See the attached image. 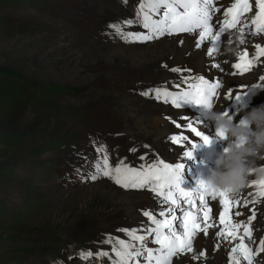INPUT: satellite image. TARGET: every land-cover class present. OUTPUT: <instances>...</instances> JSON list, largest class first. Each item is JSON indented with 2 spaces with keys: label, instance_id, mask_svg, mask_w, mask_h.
<instances>
[{
  "label": "rangeland",
  "instance_id": "374dc122",
  "mask_svg": "<svg viewBox=\"0 0 264 264\" xmlns=\"http://www.w3.org/2000/svg\"><path fill=\"white\" fill-rule=\"evenodd\" d=\"M115 4V0L0 1V17L11 21L0 25V67L28 76L44 93L42 100L23 102L34 95L24 86L27 95L16 96L5 120L20 137L9 148L13 163L7 181L0 182V264H87L80 262L79 253L118 235L98 219L113 214L110 210L121 206L117 198L126 193L114 194L113 200L92 188L97 185L88 178L94 173L93 163L104 155L93 146H105L108 156L132 167L155 162L152 157L140 159L146 153L140 152L139 136L122 133L131 125V119L122 116V95L138 96L154 105L140 94L148 89L133 92L143 88L146 80L125 75L114 66L110 69L116 77L110 78V69L79 62L87 52L97 54L99 47L107 45L110 33L105 22L113 21L106 20L101 9ZM9 23L11 28L4 31ZM114 36L113 32V40ZM9 50L15 59L12 63L4 56ZM51 85L59 91L45 92ZM64 85L74 91L61 90ZM133 101L150 106L140 99ZM170 136L165 137L167 143ZM132 148L137 150L129 151ZM165 150L166 143L163 151L170 153ZM178 152L175 147L171 153ZM261 165L264 160H257L256 166ZM252 177L259 180L260 174L252 172ZM88 262L96 264L94 256Z\"/></svg>",
  "mask_w": 264,
  "mask_h": 264
},
{
  "label": "snow or ice",
  "instance_id": "6c2138e0",
  "mask_svg": "<svg viewBox=\"0 0 264 264\" xmlns=\"http://www.w3.org/2000/svg\"><path fill=\"white\" fill-rule=\"evenodd\" d=\"M126 6L128 0H122ZM220 13V16H217ZM254 13L253 15H249ZM214 17L216 19L214 20ZM222 17V18H221ZM140 24L145 32L133 33L124 31L125 26ZM217 30H213V27ZM108 27L114 30V34L125 42H147L159 40L162 37H174L179 34H193L198 32L195 41L197 49L202 48L205 42L210 46L206 55L210 58L207 70H218L226 73L228 70L223 67L227 60H220L224 55L222 45L227 44L229 39H234L236 47L235 62L231 64V75H243L249 72L259 63H264V46L257 42L253 45V38L264 34V0H232L228 6H224L221 0H140L137 7L136 18H129L124 21L110 23ZM235 34V36H234ZM227 36V40L222 37ZM179 43L183 44L181 37ZM254 47L251 51L248 47ZM242 49V50H241ZM167 67V65H165ZM172 72L181 73V84H176L178 91H169L165 87H155L140 93L145 97L155 98L173 107L187 109L188 106H197L201 109L211 108L221 97V89L224 86V76L221 75L213 81H209L204 75H183L189 71L185 67H173ZM264 81V76L259 78ZM167 83V82H166ZM244 87V86H241ZM264 87L256 84L245 91H238L233 96L232 89L223 94V100H240L248 92ZM225 113L234 117L226 109ZM187 121L181 125L173 120L175 127L182 129L178 134L171 135L168 139L175 145H182L189 141V136L184 134L183 129L189 130L200 143L208 145L211 137L200 130L202 121L198 118L181 117ZM247 126L246 122H243ZM215 135L219 139L227 138L222 131L215 128ZM238 142H243L242 139ZM199 143H191V147H198ZM145 147H148L145 145ZM97 151L104 153L100 159L93 163L94 173L89 179L95 181L106 177L123 189L148 190L155 194L159 204L168 205L167 208L156 213L155 209L145 210L143 216L147 222L141 221L139 228L119 229L128 237V240L118 239L109 236L102 241L105 244H112L111 254L109 251H97L95 254L89 250L79 253L80 258L89 260L95 255L97 258L105 257L111 264H173V258L179 262L183 259L199 261L209 259L204 250L199 249V243L205 237L210 236V229L218 228L211 234L212 239L227 241L234 244L229 253V264H254L255 257L264 253V238L260 240L255 251L251 245L253 240V221L257 219L255 205L260 204L264 198V176L259 180H249L245 185L252 189L247 196H242L243 188L237 192H228L221 189H213L205 196L199 179L196 186L186 188L182 186L183 164H169L163 160H156L151 164H141L138 168L132 167L121 159L115 166L109 162L106 154V147L100 146ZM135 152L136 149H129ZM192 151L184 152V156L192 158ZM146 156H141L144 160ZM250 173H252L250 171ZM219 198L222 210L219 218L213 221L211 201ZM197 203L199 206H197ZM250 215L240 211V208H248ZM205 209L207 210L205 212ZM179 211L180 215H177ZM155 213V214H154ZM247 216L246 220L237 221L236 217ZM159 217V218H158ZM259 230V229H257ZM247 241V242H246ZM158 245L157 248L149 247V244ZM220 243L217 242L215 249L219 250ZM72 259V257H69ZM57 264H63L58 261Z\"/></svg>",
  "mask_w": 264,
  "mask_h": 264
},
{
  "label": "bare ground",
  "instance_id": "6f19581e",
  "mask_svg": "<svg viewBox=\"0 0 264 264\" xmlns=\"http://www.w3.org/2000/svg\"><path fill=\"white\" fill-rule=\"evenodd\" d=\"M115 1L117 2V4H115L114 6L107 8L104 7V9H101V11L105 15L106 20L116 22L124 21L129 18H136L137 7L139 6L140 0H128L126 6L122 3V0ZM231 2L232 0H221V3L224 6H228ZM253 14L254 13H250L249 15ZM220 15V13H217V16ZM215 19L216 17H214V20ZM110 23L111 22H105V24L107 25H109ZM213 30H217L215 25L213 27ZM124 31L141 33L145 32L146 30L137 23L131 26H125ZM113 32L114 30L109 27V41L107 42V45L103 44V47H99V53L94 54L91 52H87L88 55H84L85 57L82 58L79 62L87 63L90 66L94 65L93 68L104 70L110 69L111 66H114L116 68H119L121 71H126L125 75H132L133 77H137V79L146 80V82L142 85L143 88L133 89L134 93H137L140 89L146 90L152 87L155 88L157 87L156 84H160V87L166 86L169 91H178V89L175 87L176 84H181V87H186L180 81L181 73L172 72L169 69L173 67L183 68L187 66V69H190V72L184 71L182 74L185 76L189 74L204 75L207 79H209L210 82L221 75L224 76V86L220 90L222 95L221 97L217 98L215 107L219 111H225L227 109L230 114L235 113L234 119L236 122L240 121L241 116L243 115L245 110L250 109L253 106L255 107L260 102L264 101V87H261L260 90L254 89L253 91L248 92L246 95H243L240 100H223V94L226 93L229 89H232V93L234 96L236 92L248 90L256 84L264 85V81H261L259 79L261 76H264V63L257 64L251 71L246 72L243 75L233 76L231 75V64L235 62L236 56L233 53H224V55L220 56L219 59L228 61L227 64L223 65V67L228 71L226 73H220L218 70L212 69L209 72L207 70V65L210 58L206 55V52L210 44L208 42H205V45L202 48L197 49L195 47V41L198 38V32L193 34L182 33L179 34L178 37L165 36L160 38L159 40L147 42H125L119 36H114L113 40ZM181 37L184 39L183 44L179 43V39ZM222 39L227 40V36L225 35L224 37H222ZM257 42L261 43L262 46H264V34H262L260 37L253 38V45ZM225 46L226 44L222 45L223 52ZM232 47L236 49L234 44L232 45ZM248 47L251 51H254V47H252L251 45H249ZM165 65H167V67H165ZM109 71L111 73L112 69H110ZM153 72L155 73V75H153ZM118 74H120V72ZM112 76L116 77L114 71H112V74L109 77L111 78ZM151 80L154 81L151 82ZM130 87L135 88V86L132 85ZM259 95L262 96L260 97ZM122 97L123 99H125L123 100L125 101V107H123L122 116L129 117L131 119V125L128 126L127 130L122 128V133L131 134L135 137L139 136L138 138L143 143L142 145L139 143L141 149L140 152L146 153L145 156L152 157V159L155 161L159 159L163 160L165 163L173 165L183 164L184 171L182 183H190L188 177V173L190 172V170L199 168L204 170L207 174L208 168L214 166L208 164L204 160L196 158L197 156L201 157L203 154H209V151L216 156L218 152L226 147L227 143L231 139L229 137L225 139L217 138L215 135V126L211 122L203 119V117L200 115V108L197 106H188L187 109H178L173 107L170 103L165 104L164 102L151 97H147L146 99H150L154 103V105L149 104L147 101L139 98L138 96L122 95ZM134 99L143 100L144 103L147 102V104H149L150 106H146L143 103L137 104L133 101ZM183 116H187L189 118H198L202 121L201 126H199L200 130H202L205 134L212 138L211 142L208 145L200 143L199 138L195 137L194 134H192L187 129H183V131L185 135L189 136L190 142H185L182 145H175L171 141H169V143L165 141V137L167 135L178 134L182 131V129L175 127L172 121L175 120L181 125H184L187 123V121L181 119V117ZM171 128H173L172 130H174V132L166 133V130H171ZM144 141L150 146L147 145L148 147H145L146 144ZM164 142L166 143V153L167 151L170 152L169 154L167 153V155L163 151V147L165 146ZM191 143H199V146L192 148ZM175 147L179 149V152L177 154L171 153L173 151V148ZM135 149L137 150V148ZM189 150H191L193 153L192 158L190 159L184 156V152ZM108 157L109 162L112 166H115L118 163L115 157ZM97 160L98 158L95 159V161ZM259 167L264 168V165H261ZM253 176H255V174H253ZM262 176H264V174H260V178ZM101 179L103 180H96L97 185L93 184L92 188L97 189V191L102 192V194L109 196L113 200L115 199L114 194L126 191V193H123L120 197L117 198L119 203H121V206H119L118 209L112 211L110 210V212H113V214L107 217L101 216L98 219L102 222V224L108 225L110 227V230L112 231L111 234L118 233L117 236L114 235L118 239H124L126 241L128 240V237L125 235V233L122 231H118L119 229L139 228L141 225V221L147 222V217L143 216V212L145 210L155 209L156 213H158L160 210L168 207L166 205L159 204L158 200L155 198V194L149 192L148 190H126L119 185H116L113 181L106 177H101ZM249 180H253L252 173L248 175L246 185L248 184ZM110 184H112L113 186ZM250 191H252L251 188L246 186L243 187L242 196H247ZM197 206H199L198 203ZM209 207L212 208L211 215L213 221L218 220L219 212L222 210V206L219 204V198L211 201L209 203ZM252 207L253 205L250 204L248 208H240L239 210L245 212L247 215H250L251 213L249 209ZM255 207L257 210V219L253 221V225L255 227V230L253 231V237L256 238V242H254L252 245L256 248V244H259L260 240L264 238V232L262 230V228L264 227V221H262V216L264 213V198H262L261 203L255 205ZM206 211L207 210L205 209V212ZM176 214L180 215L179 211H177ZM234 219H236L237 221L246 220L247 216H240ZM218 230V228L210 229V236L205 237L204 241L199 243L198 250L206 251L210 257L209 259H202L199 261H189L187 259H183L179 262V264H229V253L231 252V248L239 241L228 243L227 241L212 239L211 234ZM258 233L261 234L260 240H257ZM217 242H219L221 245L219 250L215 249V245ZM252 245L251 247H253ZM148 246L152 248L158 247V245L154 243L149 244ZM111 248L112 244L101 243L98 247L87 249V251L92 250L94 254L97 251H109L111 254ZM255 248H253V251H255ZM94 257L101 264H111V261H109L107 257L103 259L97 258L95 255ZM141 262H143L142 259ZM173 264H178L175 258H173ZM242 264H246V262L242 261ZM254 264H264V255L262 253L259 256L255 257Z\"/></svg>",
  "mask_w": 264,
  "mask_h": 264
},
{
  "label": "clouds",
  "instance_id": "9594fccd",
  "mask_svg": "<svg viewBox=\"0 0 264 264\" xmlns=\"http://www.w3.org/2000/svg\"><path fill=\"white\" fill-rule=\"evenodd\" d=\"M233 43L234 39H229L225 54H235ZM200 115L231 138L217 153L207 175L199 179L205 192L221 189L234 193L245 187L250 171L264 174V168L256 166L257 160H264V103L245 110L239 122L225 111L217 110L215 105L201 109ZM241 139L243 142H238Z\"/></svg>",
  "mask_w": 264,
  "mask_h": 264
},
{
  "label": "trees",
  "instance_id": "16d2710c",
  "mask_svg": "<svg viewBox=\"0 0 264 264\" xmlns=\"http://www.w3.org/2000/svg\"><path fill=\"white\" fill-rule=\"evenodd\" d=\"M1 2H6L8 0H0ZM24 2H31L33 0H23ZM42 1V0H41ZM6 22L11 21L5 17H0V25H4ZM9 23L8 27H3L4 31H7L11 28V24ZM4 33V32H3ZM5 58H8V62H14L15 59L12 58V51L9 50L8 52L4 53ZM11 56V57H10ZM38 82L32 81L29 79L28 76H24L23 74L19 73L17 70L11 67H0V182L7 181V174L11 172L12 167V159L11 154L9 153V148L12 144L18 141V137H20L19 132L15 133L10 128V124L8 121H5L8 117L9 112L13 109L14 105L13 102L16 99V96L20 94L21 96L27 95L25 94V90L23 89L24 86L33 89L34 95L31 97H27L23 99V102L32 100H42L44 98V93L40 90L42 86L36 84ZM49 84H46L47 86ZM44 86V87H45ZM61 90L65 92L72 93L73 87L68 85L62 86ZM58 90L59 87L57 85L49 86L48 88L45 87V92H51L52 90ZM46 96V95H45ZM46 98V97H45ZM13 105V106H12ZM48 145L45 144L40 150L45 149ZM0 211H1V204H0Z\"/></svg>",
  "mask_w": 264,
  "mask_h": 264
}]
</instances>
